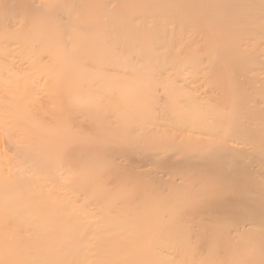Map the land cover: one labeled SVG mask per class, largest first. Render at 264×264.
I'll use <instances>...</instances> for the list:
<instances>
[{"label": "bare ground", "instance_id": "obj_1", "mask_svg": "<svg viewBox=\"0 0 264 264\" xmlns=\"http://www.w3.org/2000/svg\"><path fill=\"white\" fill-rule=\"evenodd\" d=\"M0 264H264V0H0Z\"/></svg>", "mask_w": 264, "mask_h": 264}]
</instances>
